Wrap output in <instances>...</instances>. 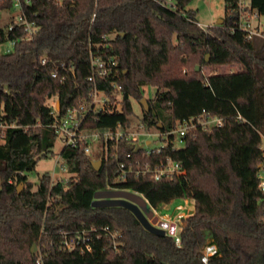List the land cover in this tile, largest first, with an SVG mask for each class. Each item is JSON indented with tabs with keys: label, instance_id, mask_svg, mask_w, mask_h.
Masks as SVG:
<instances>
[{
	"label": "trees",
	"instance_id": "1",
	"mask_svg": "<svg viewBox=\"0 0 264 264\" xmlns=\"http://www.w3.org/2000/svg\"><path fill=\"white\" fill-rule=\"evenodd\" d=\"M162 1L32 0L28 16L40 31L31 41L21 28L9 29L14 19L0 4V47L15 42L12 51H0V264H38L40 257V264H206L211 245L217 253L208 264H264V38L231 32L237 0H225L222 24L207 29L189 8L194 0H174L175 9ZM252 4L264 15V0ZM92 55L115 60L117 76L90 81ZM229 64L242 69L204 77L198 66ZM114 84L122 88V112L91 113L85 129L130 127L144 87L155 89L141 119L148 130L172 133L203 111L224 125L190 131L182 147L172 134L151 155L127 141L110 143L99 171L85 146H65L60 157L70 178L55 183L45 173L35 189L28 174L53 156L58 140L48 101L58 98L64 115L89 107L96 89L113 102ZM166 159L186 173L160 181L129 174L119 182L121 164L128 169L138 161L145 169ZM107 190L135 192L154 209L193 200L194 213L181 221L182 244L151 233L124 207L94 206L95 194ZM80 232L88 233L92 250H66L65 235Z\"/></svg>",
	"mask_w": 264,
	"mask_h": 264
},
{
	"label": "built area",
	"instance_id": "2",
	"mask_svg": "<svg viewBox=\"0 0 264 264\" xmlns=\"http://www.w3.org/2000/svg\"><path fill=\"white\" fill-rule=\"evenodd\" d=\"M57 1L62 2L63 0ZM174 3V0L162 1V4L170 9H175ZM0 4L8 5L9 12L14 19V22L9 29L14 30L15 28H21L24 31V39L27 41L33 40L39 33L40 27L37 25L36 21L30 20L28 16L27 8L32 5V0H0ZM95 16L96 15H94L93 20L95 19ZM262 16L263 15L259 10L253 6L252 0H237L231 5L229 10V17L233 19L234 22L231 27V32H242L248 39L264 38V27L261 21ZM200 27L202 26L200 25ZM10 43L12 46L15 45V42ZM42 63L46 64L47 60L43 59ZM91 64L94 73L89 78L90 81H94L97 78L108 79L117 76V63L113 59L105 60L101 56L92 55ZM56 76V74L53 75V77ZM113 87L115 88L113 102H111L112 98L108 96L105 91L96 89L92 94L93 99L89 107L87 104L82 103L77 107L67 110L64 115L60 113L59 102L58 105L55 106V109L52 108L55 120L53 128L58 139H61L66 147L77 148L79 146H85L86 153L90 155L94 141L93 139L97 138L103 148V154L106 159L108 158L109 144L113 143L114 148H117L122 141L130 142L135 148V151L139 146H142V149L147 150L146 154L151 155L155 151L158 153L161 152V148L167 145V142L165 141L172 134L177 136L176 146L179 147L178 143L181 144V140L192 130L201 128L203 131H210L215 128H221L224 125L223 118L212 116L206 111H203L202 115L196 118H190L178 122L176 129L172 133H161L159 138L166 144L160 148L154 149L146 148V144L141 142L142 138L148 133L142 132L139 134L138 130H133L132 123L128 128H124L122 124H118L115 129L103 131L85 129L83 126L84 121L91 113H103L108 111L109 107H111L110 111L112 112H122V88L116 84H114ZM111 104L112 106H110ZM139 126L140 129H145V126L142 123ZM128 157L131 158V155L128 154ZM58 164L61 170L68 172L67 166L61 159L58 161ZM120 170L122 171V175L119 178V182H125L129 174L135 175L136 177L151 174L156 181H160L164 178L180 177L186 173L179 162H175L171 159L161 160L154 167L147 165L145 169L140 167L138 161H133L129 164L128 169L125 168L124 164H121ZM53 181L55 183L66 182L64 179L58 181L53 179ZM259 189L264 192V170L259 173ZM165 206L167 207L169 205ZM152 210L158 218L157 223L166 225L167 235L172 236L175 239L176 244L180 246L182 244L180 237L182 231L181 221L183 218H186L184 206L176 207V213L173 215L163 214L159 208H153ZM173 226L175 227L174 234H170V228ZM64 248L69 251H73L76 248H80L82 252L91 251L92 246L90 244L88 233L80 232L71 237L65 235ZM216 253L217 247L215 245L208 246L204 251L202 261L208 264L209 258ZM40 261L41 257L38 264H40Z\"/></svg>",
	"mask_w": 264,
	"mask_h": 264
},
{
	"label": "rangeland",
	"instance_id": "3",
	"mask_svg": "<svg viewBox=\"0 0 264 264\" xmlns=\"http://www.w3.org/2000/svg\"><path fill=\"white\" fill-rule=\"evenodd\" d=\"M190 9L195 10L197 12V18L200 22V25L207 29L209 27L217 26V24L224 19L226 14V3L225 0H194L190 6ZM0 18V25H2L5 19ZM262 25L264 27V15L261 17ZM13 46L11 43L3 44L0 47V51L2 53H6L8 51H12ZM207 60L210 61V55H206ZM200 72L204 75V77H208L212 73H232L238 72L242 68L237 66L236 64H229L224 65L221 67H213L210 65L200 66ZM145 98L152 99L155 95V89L150 87H144ZM120 99V98H119ZM48 105L55 109V106L58 105V98H53L48 101ZM133 109H134V116L131 118L133 130H138V133L147 132L142 138L141 142L146 144V148L154 149L160 148L164 146L166 143L160 140L161 132L158 129H140L141 119L143 117V108L139 102H133ZM93 144L91 147V154L90 157L94 161H102L104 157L103 148L99 143L97 138L93 139ZM65 144L61 139H58L56 142V146L54 148V154L49 159H44L39 162L35 171L28 174V181L35 185V189H37V183L39 182V178L45 174L50 173L52 175V179L58 181L60 179H64L67 181L70 178V175L67 171H63L59 168L58 161L61 159L60 153L63 150ZM179 147H182V144L178 143ZM262 148L264 149V137L262 141ZM105 150V148H104ZM26 151H30V146L27 147ZM62 160V159H61ZM169 206L161 205L158 207L163 214H170L173 215L176 213V207L184 206L186 217L192 215L194 213V202L190 199H181L173 201L172 203L168 204ZM149 209L152 210V206L149 205ZM156 217V216H155ZM38 249L36 250V252Z\"/></svg>",
	"mask_w": 264,
	"mask_h": 264
},
{
	"label": "water",
	"instance_id": "4",
	"mask_svg": "<svg viewBox=\"0 0 264 264\" xmlns=\"http://www.w3.org/2000/svg\"><path fill=\"white\" fill-rule=\"evenodd\" d=\"M222 20L217 24L221 25ZM199 67H197V71ZM140 105L143 109L148 112L149 111V102L147 98H143L140 102ZM142 146H139L136 149L138 152L142 149ZM93 166L97 171L100 170L102 166V161H93ZM23 189V185L19 187V192ZM94 206L96 207H103V206H121L128 210H130L136 218L140 221V223L144 226L145 229L150 231L153 234L165 236L167 235L166 232V225L159 224L158 218L155 217V213L153 210L149 209V203L147 200L132 191L126 190H107V191H100L95 194V201ZM175 227L170 228V234H174ZM37 250V245L33 246L32 253L35 254Z\"/></svg>",
	"mask_w": 264,
	"mask_h": 264
}]
</instances>
